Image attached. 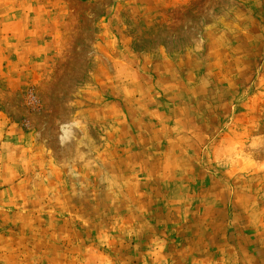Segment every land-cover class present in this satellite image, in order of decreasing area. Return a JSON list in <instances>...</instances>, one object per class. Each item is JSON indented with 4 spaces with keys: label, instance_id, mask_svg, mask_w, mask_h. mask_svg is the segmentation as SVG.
<instances>
[{
    "label": "rangeland",
    "instance_id": "obj_1",
    "mask_svg": "<svg viewBox=\"0 0 264 264\" xmlns=\"http://www.w3.org/2000/svg\"><path fill=\"white\" fill-rule=\"evenodd\" d=\"M0 264H264V0H0Z\"/></svg>",
    "mask_w": 264,
    "mask_h": 264
}]
</instances>
